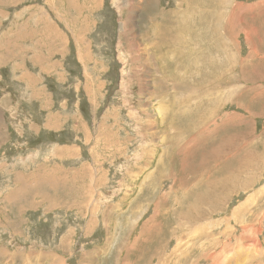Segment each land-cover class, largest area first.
I'll return each mask as SVG.
<instances>
[{"label": "rangeland", "instance_id": "rangeland-1", "mask_svg": "<svg viewBox=\"0 0 264 264\" xmlns=\"http://www.w3.org/2000/svg\"><path fill=\"white\" fill-rule=\"evenodd\" d=\"M0 264H264V0H0Z\"/></svg>", "mask_w": 264, "mask_h": 264}, {"label": "bare ground", "instance_id": "bare-ground-1", "mask_svg": "<svg viewBox=\"0 0 264 264\" xmlns=\"http://www.w3.org/2000/svg\"><path fill=\"white\" fill-rule=\"evenodd\" d=\"M161 34H162V33H161ZM156 36H157V34H156ZM178 41H179V40H178ZM178 41H177V42H178ZM180 44H181V43H180ZM133 46H134V45H133ZM129 48H130V47H129ZM174 50H175V49H174ZM143 71H144V70H143ZM243 81H244V80H243ZM240 89H241V88H240ZM245 89H246V88H245ZM242 91H243V90H242ZM245 91H246V90H245ZM74 178H75V177H74ZM173 180H175V179H173ZM228 180H229V179H228ZM179 184H180V183H179ZM182 186H183V185H182ZM183 187H185V186H183ZM180 191H181V190H180ZM179 201H180V200H179ZM194 207H195V206H194ZM197 208H198V207H197ZM193 209H194V208H193ZM187 211H188V210H187ZM196 211H197V210H196ZM188 212H189V211H188ZM188 212H187V213H188ZM190 212H191V211H190ZM190 212H189V213H190ZM189 213H188V214H189ZM200 213H201V212H200ZM188 214H187L186 216H188ZM201 214H202V213H201ZM210 217H211V216H210ZM188 222H189V221H188Z\"/></svg>", "mask_w": 264, "mask_h": 264}]
</instances>
